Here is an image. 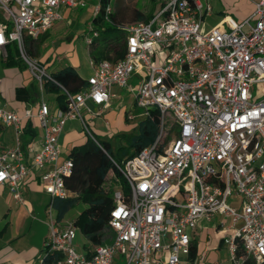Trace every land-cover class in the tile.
I'll return each instance as SVG.
<instances>
[{
  "label": "built area",
  "instance_id": "obj_1",
  "mask_svg": "<svg viewBox=\"0 0 264 264\" xmlns=\"http://www.w3.org/2000/svg\"><path fill=\"white\" fill-rule=\"evenodd\" d=\"M87 1L0 0V57H7V46L14 41L39 89L37 99L22 112L0 103V125L15 130L14 144L0 146V185L21 203L22 182L37 171L50 195L49 213L54 198L70 196L63 177L72 162L60 157L59 134L67 120L78 119L98 143L87 119L101 111L87 108L86 119L82 109L87 100L107 107L113 84L133 93L139 116L158 114V132L151 144L121 165L113 161L128 193L118 188L112 194L110 240L80 253L74 242L79 230L75 218L50 217L37 264L48 254L53 257L49 264H188L192 231L200 218L215 213L242 222L222 235L226 264L248 259L264 264V0H250L253 10L245 18L225 15L209 28L204 23L208 3L160 0L146 21L119 24L123 56L90 58L93 70L87 85L73 92L58 84L65 107L52 108L44 85L55 80L27 52L25 41L62 19L64 9L85 7ZM101 9L107 18L111 2L96 0L92 18ZM87 28L84 40L89 45L98 30L92 20ZM133 77L138 82L131 85ZM135 116L133 109L126 113L128 120ZM25 119H34L42 132L39 147H30V159L20 139Z\"/></svg>",
  "mask_w": 264,
  "mask_h": 264
},
{
  "label": "trees",
  "instance_id": "obj_2",
  "mask_svg": "<svg viewBox=\"0 0 264 264\" xmlns=\"http://www.w3.org/2000/svg\"><path fill=\"white\" fill-rule=\"evenodd\" d=\"M106 1L108 0H102V2ZM109 1L112 10L107 14V18L104 17L103 9L96 17L92 18L94 28L98 30V36L87 47L90 57L96 61L103 58L115 60L124 54V30L119 27L122 22L115 19V6L112 0ZM149 1L156 6L150 7L145 13L137 9L135 11L136 21L149 19L160 2V0ZM28 42L29 39L25 41L26 46H28ZM7 51V57L4 59L6 66L16 65L20 67L23 65L14 41L7 46ZM49 72L55 82L47 81L44 85L45 92L53 94L56 104L61 108L65 107V101L64 94L58 84L73 92L79 91L87 85V78H82L71 65ZM15 96L17 99H27L29 94L24 86H19L15 89ZM126 113V111L123 113L125 121L128 120ZM158 122V114L154 111L149 116L141 117L134 125L133 131L121 134L125 146L119 145L114 151L108 140H100L97 137V134L90 127L89 123L91 124V122L89 121L87 125L98 143L84 131L85 139L69 148L66 157L71 160L72 167L70 173L65 175L63 179L65 186L71 191V195L63 199L54 198L53 201L56 199L69 203L83 202L87 204L81 215L75 217L79 231L88 242L84 245L86 250L110 240L112 229L108 226V219L113 206L112 194L118 188L122 189L125 194L128 193L125 179L113 161L121 165L125 158L137 154L143 147L151 144L158 132ZM167 125H171V120H168ZM35 126L37 124L34 119H25L22 122V141L36 134ZM127 150L129 151L126 152ZM123 152L125 153L124 156L119 157V154ZM238 244V254H240L242 252L240 240ZM196 248V242L191 241L190 251L187 254L189 260L194 259ZM52 259L53 257L49 254L45 255L41 264H49ZM243 264H254V262L248 259Z\"/></svg>",
  "mask_w": 264,
  "mask_h": 264
},
{
  "label": "rangeland",
  "instance_id": "obj_3",
  "mask_svg": "<svg viewBox=\"0 0 264 264\" xmlns=\"http://www.w3.org/2000/svg\"><path fill=\"white\" fill-rule=\"evenodd\" d=\"M204 3H208L211 7V15L205 17V27L209 28L218 19L221 18L223 13H227L235 20L241 19V14L252 10V3L250 0H201ZM96 0H88L85 7H78L68 9L69 12L64 11L63 18L58 20L56 24L49 28V34L44 39V43L39 46L40 52L48 53L49 61L54 57L56 53L63 54L66 58H75L77 60V70L81 74H85L88 67V47L84 40V35L87 32V22L92 20L91 9ZM115 10V19L119 22L126 23L136 21L135 11L140 9L142 12L156 5H152L149 0H112ZM224 11L220 13L219 11ZM39 44V43H38ZM35 49V45L29 46L27 52L34 56L39 57V48ZM39 59V58H38ZM48 62V61H47ZM45 64H48V63ZM24 66V65H23ZM25 67V66H24ZM22 67L20 74L21 80L25 85V88L29 94V98L37 99L38 84L37 81L31 77L27 69ZM131 85L138 82L137 77H133L129 80ZM117 98L111 100L110 111L113 115H100L96 118V124L101 130L97 137L100 140H108L110 142L112 150L116 151L118 146H125L124 138L121 137L122 133H129L134 130V125L142 117L138 114L141 109L133 104V93L127 91L125 88H121ZM44 97L50 106H53L54 100L52 94L44 92ZM6 108H11V104H3ZM133 109V113L136 115L133 119L125 121L123 116H119L120 109ZM134 106V107H133ZM109 119L108 124L103 123V118ZM87 119V116L84 115ZM87 122L89 123L88 119ZM90 127L91 124L89 123ZM69 128H73L75 133L83 135L80 121H70ZM39 130L40 127L38 126ZM9 136V133L5 134V137ZM70 143H66L63 147V153H66L70 147ZM127 150L126 152H128ZM124 152L119 154V157L124 156ZM53 206L50 208V195L48 193H29L25 191L24 201L22 203H15L8 195L6 191H0V227L8 222L7 227L1 232V235L7 233L17 235L11 242L15 249H20L25 246L34 245L36 242L42 244V240L48 233V220L49 218H57L60 220H70L81 215L84 208L87 207L83 202H67L54 200ZM241 221L236 222V226L241 225ZM219 236V235H217ZM76 244V250L80 253H86L84 247L87 244V240L82 233L77 230L76 238L74 240ZM218 254L221 256V261L227 263V254L225 248H220Z\"/></svg>",
  "mask_w": 264,
  "mask_h": 264
},
{
  "label": "crops",
  "instance_id": "obj_4",
  "mask_svg": "<svg viewBox=\"0 0 264 264\" xmlns=\"http://www.w3.org/2000/svg\"><path fill=\"white\" fill-rule=\"evenodd\" d=\"M199 1L202 2L201 0ZM252 10H253V4H252ZM64 11L65 12L67 11L66 13L69 12L68 9H64L63 13ZM251 11L241 14V17H242L241 19L245 18L249 13H251ZM219 12L223 13L224 11L220 10ZM210 15H211V11H209V13L204 16V23H205V17L210 16ZM225 15L230 16L224 12L221 18ZM220 19H218L214 24H216ZM241 19H238V20H241ZM56 22L50 28H52L56 24ZM48 34H49V29L45 31L44 33H42L36 39L26 38V40L29 39L28 46H26V49L29 48L31 43L32 45H35L36 47L35 49H37V45L38 47L41 46L44 43V39L48 36ZM38 49H39V57L37 58H39V60H41L44 64L48 61L47 62L48 64H45V65L47 66V69L49 71L60 69L66 65H71L72 67L75 68L76 72L82 78L86 79L93 70L92 66L89 63V60L91 58L89 55V52H88V55H89L88 67H87L86 73L81 74L76 68L77 60L75 58L68 59L66 58L65 55L56 53L54 57L49 61L50 56L48 55V53L50 51L41 53L40 47ZM23 65L25 66L24 63ZM23 65L20 67L16 65L6 66L4 59L0 57V80H1L0 103L7 104L8 102L11 104V109H15L18 112H22L24 106H28L35 100V99L29 98V96L27 99H17L15 96V89L17 87L19 86L25 87V85L23 84V81L21 80V74H20L21 68L24 67ZM24 68H26V66ZM121 88L122 87L116 84H113L110 87L111 95L109 98V105L107 107L101 108L99 105H96L92 103L90 100H87L86 106L83 107L82 109L83 114L88 117L89 113L87 112V108H89L92 112H97L100 110L101 111L100 115H106L105 113H107V115H111V114L113 115L114 113L110 111L111 100L119 96L120 93L118 92L121 90ZM52 97L54 100L53 94H52ZM55 106H58V105L56 104V101L54 100V104L51 107L54 108ZM124 111L127 112L128 109H125V107L123 106L120 109L119 116H123ZM100 115H96L95 117L91 119L89 118L91 122V128L96 134H98L101 131L96 124V118L97 116H100ZM72 120H77V119L67 120L58 137V142H59L60 151H61L60 152L61 158L66 157V154L68 152L67 151L66 153H63L64 152L63 147L66 143H70V145L72 146L73 144L80 143L85 139V132L83 129H82L83 135H78L77 133H75L73 128L72 129L69 128L70 121ZM103 123L104 124L109 123V119L106 116L103 118ZM37 127L38 125L35 126L36 134L32 137L26 138V140L24 141H22L23 137L21 138L22 134H20L21 145H22L23 151L25 152L26 159H30L31 152H32L30 147H32L33 149H36L39 147L42 132H41V129L38 130ZM6 133L7 134L9 133V136L5 137ZM14 142H15V130L13 126L0 125V146L1 147L11 146L14 144ZM0 191H6L9 197L13 200V198L11 197L5 185H0ZM21 191H22V202L24 201L25 191H28L29 193H34V192L46 193L43 190L42 185L39 181L37 171H33L32 174H30L28 177H26L23 180L22 185H21ZM13 201L15 203H20L15 200ZM230 203L233 204L236 202L234 200H230ZM221 221L223 223L222 224L223 226L220 225ZM7 224L8 222H6L3 226L0 227V264H37V261L39 260V258L41 257L43 253V244H44L45 238L42 240V244L38 245V242H36V244L34 245H29V246H25L20 249H15L12 246L11 242L16 238L17 235H15L14 233L11 234L10 232L7 233L6 235H3V236L1 235V232L6 229ZM235 224L236 222L233 223L230 217L222 216L217 213L213 214L210 219H206L203 217L200 218L198 220V224L196 228L191 233L192 241L196 242V246H197L196 254L193 260H189L186 257L185 258L186 262L188 264H217L218 261H221V256L218 254V250L220 248H225L226 254H227L226 244L222 241V235L225 231L231 232L232 227L236 226ZM223 227H224V230H222Z\"/></svg>",
  "mask_w": 264,
  "mask_h": 264
}]
</instances>
